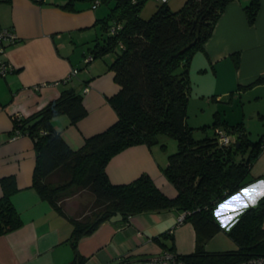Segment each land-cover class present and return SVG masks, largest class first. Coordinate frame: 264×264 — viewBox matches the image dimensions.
Here are the masks:
<instances>
[{"label": "crops", "instance_id": "0c3cea01", "mask_svg": "<svg viewBox=\"0 0 264 264\" xmlns=\"http://www.w3.org/2000/svg\"><path fill=\"white\" fill-rule=\"evenodd\" d=\"M1 1L0 26L13 29L19 40L5 54L13 71L0 77V180L12 177L15 181L17 190L10 202L21 226L0 236V264H70L75 251L69 243L73 226L67 217H73V210L63 208L64 214L59 213L31 188L33 142L27 135L12 133L13 118L28 117L61 91L74 89L82 94L87 115L73 125L65 115L53 118L51 123L65 144L78 150L86 138L117 120L108 103L119 90L109 69L117 56L108 53L86 62L99 35L95 22L103 18L96 11L75 4L74 10L62 9L68 0H44L42 4L33 0ZM246 3H229L202 50L192 56L187 112L195 108L198 118L208 111L211 121L205 122H212L217 114L228 125L241 123L248 138L255 141L264 136V0H259L252 26L243 13ZM73 70L76 74L70 76ZM85 87L88 90L83 92ZM158 151H162L160 145ZM166 165L167 157L141 144L113 156L105 172L114 185L148 175L163 194L175 197L176 189L162 173ZM260 181H264V150L251 166L246 185L217 205L214 216L222 230L205 245L207 252L236 250L225 231L262 197H256L259 189L251 188ZM179 216L176 211H168L135 215L127 222L105 221L93 234L79 240L77 252L85 258L83 264H115L123 257L158 254L169 249L167 242L171 240L177 254H191L194 230L189 223L177 224ZM164 233H171L172 238H161ZM188 235L193 238L192 247L183 249L181 243Z\"/></svg>", "mask_w": 264, "mask_h": 264}, {"label": "trees", "instance_id": "16d2710c", "mask_svg": "<svg viewBox=\"0 0 264 264\" xmlns=\"http://www.w3.org/2000/svg\"><path fill=\"white\" fill-rule=\"evenodd\" d=\"M75 1L68 0L62 9L74 10ZM146 1H98L113 2V7L95 22L99 35L89 56L92 60L108 53L117 56L109 67L119 87L108 99L117 116L114 124L86 138L78 150H71L51 122L65 115L73 125L87 115L82 94L74 89L61 91L28 117L13 118L12 133L27 135L33 142L31 188L61 214L62 196L73 187L86 190L93 197L88 215L67 217L73 226L69 243L75 251L70 264L85 261L77 252L79 240L93 234L117 213L121 222L147 213L176 211L184 215L182 223H190L195 234L193 253L180 255L186 264H238L264 256V196L255 206L242 211L225 231L236 250H205V245L222 230L214 216L217 205L246 185L251 166L264 150V136L252 141L243 124L228 125L214 114L212 124L200 128L204 137L195 140L194 128L187 124L191 58L202 50L226 6L235 0H186L177 11H171L168 2H158L155 12L145 20L139 14ZM259 8V0H247L243 5L250 26L255 23ZM258 82L260 79L255 81ZM216 128L229 138L233 135L235 141L230 138L229 144L221 145ZM208 130H212L210 135ZM163 136L177 144L162 170L177 191L175 197L163 194L148 175L122 185L109 181L105 167L113 156L141 144L160 145L164 150L165 144L159 139ZM53 177L56 181H51ZM0 184L1 236L19 228L21 220L10 202L11 194L17 190L14 179L2 178ZM160 237L171 239L172 234ZM165 250L173 251V246Z\"/></svg>", "mask_w": 264, "mask_h": 264}, {"label": "rangeland", "instance_id": "374dc122", "mask_svg": "<svg viewBox=\"0 0 264 264\" xmlns=\"http://www.w3.org/2000/svg\"><path fill=\"white\" fill-rule=\"evenodd\" d=\"M98 1L99 0L96 1L77 0L75 1V5H83L84 9H86L87 7L91 11L92 10L96 11L100 17L104 18L108 14L109 9L113 7V2H109L108 4H104V3L99 4ZM185 2L186 0H168L167 5L171 11H177L184 5ZM0 3H2L1 0ZM95 3H97V6L94 5ZM156 6H158V2H156L155 0H147L139 16L145 20L149 19L151 15L154 13ZM195 111L196 109L191 107L187 112L188 114L187 124L190 127L194 128L193 138L195 140H199L204 137V133L200 130V128L203 126H210L213 121L205 122L207 121V119L211 121L209 118L208 111H206L204 115H200L198 118L195 117L194 114ZM211 131L212 130H208L207 134L210 135ZM230 138L232 139V141H235V137L233 135H230ZM159 139L161 143L165 144L164 150L161 149L162 150L161 152L158 151L159 145H155L152 147L156 150V154H159L160 157L161 156L167 157L169 154H172L177 150V144L174 139L164 136L159 137ZM51 181H56V177L51 178ZM93 200H94L93 197L88 191L78 190L75 187H73L72 189L68 190L66 193L63 194L60 204L65 209L73 210V217H84L89 214ZM192 242H193V238L188 235L185 239H183L181 246L183 249H190L192 247ZM167 243L169 244V246H172L171 240L168 241Z\"/></svg>", "mask_w": 264, "mask_h": 264}, {"label": "built area", "instance_id": "2783aa9c", "mask_svg": "<svg viewBox=\"0 0 264 264\" xmlns=\"http://www.w3.org/2000/svg\"><path fill=\"white\" fill-rule=\"evenodd\" d=\"M155 1L159 3L168 2V0H155ZM33 2L42 3L44 2V0H33ZM94 5L97 6V3H95ZM18 40L19 38L16 35V33L13 31V29L0 26V77L2 78L13 71L12 66L8 63V61H6L5 54L7 48L16 44ZM91 60L92 58L88 56L86 62ZM75 74H76V70H73L70 76H74ZM87 90L88 89L85 87L83 89V92ZM215 131L218 134V141L221 145L229 144L230 138L221 128H216ZM262 148H264V142H262ZM183 219H184V215H180L177 218V224H181L183 222ZM115 264H186V263L180 258V255L177 254L175 251L173 252V251L164 250L158 254L143 258L130 259L123 257L120 258L118 263ZM238 264H264V256L249 258L248 260L240 262Z\"/></svg>", "mask_w": 264, "mask_h": 264}, {"label": "clouds", "instance_id": "9594fccd", "mask_svg": "<svg viewBox=\"0 0 264 264\" xmlns=\"http://www.w3.org/2000/svg\"><path fill=\"white\" fill-rule=\"evenodd\" d=\"M251 188L253 190H256V189H259L258 191H256V197H260V196H264V181H260L258 182L257 184L255 185H252ZM252 203L255 204L256 203V200L253 199L252 200Z\"/></svg>", "mask_w": 264, "mask_h": 264}, {"label": "water", "instance_id": "95a60500", "mask_svg": "<svg viewBox=\"0 0 264 264\" xmlns=\"http://www.w3.org/2000/svg\"><path fill=\"white\" fill-rule=\"evenodd\" d=\"M121 220H122L121 215L119 213H117L115 216L111 217L109 221L110 222H119Z\"/></svg>", "mask_w": 264, "mask_h": 264}, {"label": "snow or ice", "instance_id": "6c2138e0", "mask_svg": "<svg viewBox=\"0 0 264 264\" xmlns=\"http://www.w3.org/2000/svg\"><path fill=\"white\" fill-rule=\"evenodd\" d=\"M244 192H245V194H247L248 189H245ZM232 199L235 200V199H237V197H233Z\"/></svg>", "mask_w": 264, "mask_h": 264}]
</instances>
